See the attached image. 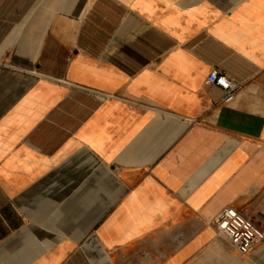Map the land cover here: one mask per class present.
<instances>
[{
    "label": "crops",
    "instance_id": "obj_1",
    "mask_svg": "<svg viewBox=\"0 0 264 264\" xmlns=\"http://www.w3.org/2000/svg\"><path fill=\"white\" fill-rule=\"evenodd\" d=\"M227 206L264 232V0H0V264H264Z\"/></svg>",
    "mask_w": 264,
    "mask_h": 264
},
{
    "label": "built area",
    "instance_id": "obj_2",
    "mask_svg": "<svg viewBox=\"0 0 264 264\" xmlns=\"http://www.w3.org/2000/svg\"><path fill=\"white\" fill-rule=\"evenodd\" d=\"M206 82L222 90L221 100L230 102L241 84L228 78L217 70H212ZM218 237L225 239L240 254L251 252L257 242L264 240V232L243 210L227 206L222 208L213 220Z\"/></svg>",
    "mask_w": 264,
    "mask_h": 264
}]
</instances>
